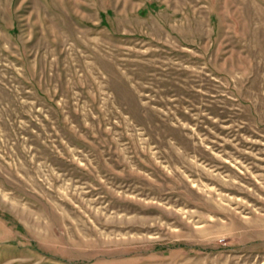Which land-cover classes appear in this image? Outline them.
<instances>
[{
    "label": "rangeland",
    "instance_id": "obj_1",
    "mask_svg": "<svg viewBox=\"0 0 264 264\" xmlns=\"http://www.w3.org/2000/svg\"><path fill=\"white\" fill-rule=\"evenodd\" d=\"M0 264H264V0H0Z\"/></svg>",
    "mask_w": 264,
    "mask_h": 264
}]
</instances>
